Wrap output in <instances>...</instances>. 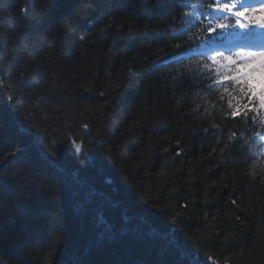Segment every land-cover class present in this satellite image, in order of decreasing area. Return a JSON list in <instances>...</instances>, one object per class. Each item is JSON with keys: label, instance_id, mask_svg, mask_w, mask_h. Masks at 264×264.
I'll list each match as a JSON object with an SVG mask.
<instances>
[{"label": "trees", "instance_id": "trees-1", "mask_svg": "<svg viewBox=\"0 0 264 264\" xmlns=\"http://www.w3.org/2000/svg\"><path fill=\"white\" fill-rule=\"evenodd\" d=\"M187 1L0 0L3 86L42 69L35 95L0 86V167L29 197L17 211L0 182V264H264V129L221 117L206 75L159 64L192 48L179 39L197 31L179 23Z\"/></svg>", "mask_w": 264, "mask_h": 264}, {"label": "snow or ice", "instance_id": "snow-or-ice-1", "mask_svg": "<svg viewBox=\"0 0 264 264\" xmlns=\"http://www.w3.org/2000/svg\"><path fill=\"white\" fill-rule=\"evenodd\" d=\"M44 5V10L54 5L55 0H42ZM185 7L191 8V12H185L184 16H190L191 19L188 21L192 28H196L197 31L192 32L191 35H182L179 37L184 43L191 44L192 48L185 49V52L177 53L172 60L174 61L177 71L179 72L181 68L184 73L189 71H195L197 74L202 76L206 75V78L210 81L207 87L216 93H218V99L224 104H221L220 115L224 118H230L235 120L241 117L245 123L251 119V124L256 125L261 129H264V48L260 49H241L239 51H233L225 54L219 49L215 50V54H209L204 60H196L192 63L185 65L183 63L184 59L192 60L191 57L187 56L188 52H192L193 48H200L205 46L207 43H211V34H218L219 31H230L236 27L243 29L245 32H250L255 28L264 30V3H260L259 6H245L244 0H199L198 3H191L185 5ZM27 12L28 9H23ZM223 14V15H220ZM205 21H207L205 23ZM203 25V27H200ZM54 35H59L57 32ZM179 48L180 44L174 45ZM3 56H0V60ZM47 68V65H44ZM42 69L38 66L32 69L30 72L20 71L18 79L15 81V89H13V84L9 83L7 86H3V82L0 81V86L3 87L5 92L10 90L15 91L17 95H35L33 90V85H40L41 81L36 80L35 73L41 71ZM55 76V73H52ZM51 83V82H49ZM57 85L52 84L55 88ZM44 88L41 87V91ZM100 95H104L103 92ZM8 100H13V95H8ZM181 101H177L180 103ZM216 108L215 103H209L207 107L204 108V112L211 115L210 109ZM13 111H15L18 116L27 121L30 127L34 130H39L36 128L35 113L29 109L27 113L21 112L16 105H13ZM91 111V109H88ZM99 111V109H97ZM194 111H200V105L194 108ZM83 129L88 132L89 125L84 123L82 125ZM213 128H219L218 124L213 123ZM207 131V129H205ZM236 133L230 134L229 139L235 138ZM254 135L259 139V141L264 142V134L260 132H255ZM70 145L74 149L76 155L83 158L86 155V148L83 141L67 137ZM52 141V144H55ZM227 147V145H225ZM16 151H19L17 148ZM16 151L9 153L8 155H15ZM215 151V149H213ZM223 152V149L221 150ZM52 156H55V151H52ZM179 155V153H177ZM259 156L264 158V150L259 152ZM7 157H5L6 159ZM4 161L0 160V165H3ZM260 164V161L252 164V168L256 169ZM6 167V166H5ZM26 174L33 177V183L39 185L37 175L32 173L30 170H25ZM164 172L163 167L161 168V173ZM261 172H264V167H261ZM18 175V172L11 173L5 176V168L0 167V182L4 179L12 181L15 189L17 191V211L26 210V201L29 199L28 196L22 191L21 186L13 181V177ZM257 173L252 172V176L255 177ZM262 183H264V178H262ZM232 204L236 201L232 200ZM3 199L0 196V205H2ZM176 223L175 218L172 221ZM103 223V221H101ZM112 230L110 227L105 226L104 234H107V238L111 240L113 236L111 235ZM103 242V237L100 241H94L95 245ZM50 254V253H49ZM208 259H213L211 256ZM213 264H217L213 260Z\"/></svg>", "mask_w": 264, "mask_h": 264}, {"label": "bare ground", "instance_id": "bare-ground-1", "mask_svg": "<svg viewBox=\"0 0 264 264\" xmlns=\"http://www.w3.org/2000/svg\"><path fill=\"white\" fill-rule=\"evenodd\" d=\"M199 0H193V1H187L186 2V5L187 4H191V3H197ZM192 10H191V8H188V7H185L183 10H182V12H181V15H180V17H179V23L181 24V25H183V26H185L186 24H188L189 26H188V28H190V29H192V26H191V24H189L188 23V21L191 19V17L190 16H184L183 14L185 13V12H191ZM202 27H203V25H201ZM200 26V27H201ZM184 32H187L186 30L184 31ZM218 43H220V42H218ZM172 57H174V56H170L169 58H164V59H162L160 62H159V64L161 65V64H164V65H167V64H173L174 63V61L172 60Z\"/></svg>", "mask_w": 264, "mask_h": 264}]
</instances>
